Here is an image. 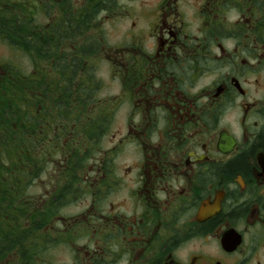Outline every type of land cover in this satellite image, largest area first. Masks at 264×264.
<instances>
[{"label": "flooded vegetation", "instance_id": "1", "mask_svg": "<svg viewBox=\"0 0 264 264\" xmlns=\"http://www.w3.org/2000/svg\"><path fill=\"white\" fill-rule=\"evenodd\" d=\"M38 4L0 38V264H264V0Z\"/></svg>", "mask_w": 264, "mask_h": 264}, {"label": "trees", "instance_id": "2", "mask_svg": "<svg viewBox=\"0 0 264 264\" xmlns=\"http://www.w3.org/2000/svg\"><path fill=\"white\" fill-rule=\"evenodd\" d=\"M38 8V0H0V38L13 45H23L26 42L24 28L33 27L37 20ZM31 34L32 41L38 43V32L33 30ZM22 102L19 98L13 102V105L17 108L23 106ZM236 168L237 166H234V169Z\"/></svg>", "mask_w": 264, "mask_h": 264}, {"label": "rangeland", "instance_id": "3", "mask_svg": "<svg viewBox=\"0 0 264 264\" xmlns=\"http://www.w3.org/2000/svg\"><path fill=\"white\" fill-rule=\"evenodd\" d=\"M15 53V51H14ZM13 52L9 49V47L2 41H0V59H9L12 57ZM16 56V53H15ZM19 59H23V56L20 55Z\"/></svg>", "mask_w": 264, "mask_h": 264}]
</instances>
